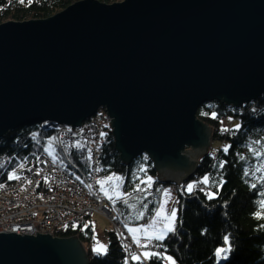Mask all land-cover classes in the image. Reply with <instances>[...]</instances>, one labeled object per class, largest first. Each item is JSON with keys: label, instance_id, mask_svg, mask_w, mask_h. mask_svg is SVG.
Segmentation results:
<instances>
[{"label": "water", "instance_id": "95a60500", "mask_svg": "<svg viewBox=\"0 0 264 264\" xmlns=\"http://www.w3.org/2000/svg\"><path fill=\"white\" fill-rule=\"evenodd\" d=\"M264 93V0H79L0 24V138L20 126L111 116L125 164L146 153L167 184L195 173L208 101ZM0 264H89L77 236L0 233Z\"/></svg>", "mask_w": 264, "mask_h": 264}, {"label": "trees", "instance_id": "16d2710c", "mask_svg": "<svg viewBox=\"0 0 264 264\" xmlns=\"http://www.w3.org/2000/svg\"><path fill=\"white\" fill-rule=\"evenodd\" d=\"M77 1L32 0L29 3V0H24V3H19L18 0H0V24L49 18ZM98 1L112 4L123 0ZM101 112L106 113V110ZM213 112L217 114L216 118L212 117ZM197 118L213 130L211 147L214 141L219 146L214 150L210 147L199 159L195 173L180 184H167L146 153L130 164L123 163L112 130L105 132L100 151L101 179L119 174L125 180L124 193H132L130 198L124 197L127 204L122 200L113 204L105 196L115 209V221L127 230L132 226L149 224L160 205L163 190L172 186L178 200L176 232L158 241L162 246L155 252L172 256L177 264H264V217L253 215L264 213V205L261 204L264 202V181L261 180L264 172L257 171L264 167V156L254 154V150L264 152V93L241 106L208 101L199 107ZM233 120L240 122L239 131L234 135L222 131L223 128L234 129V125H230ZM56 141V127L45 129L40 123L20 126L1 137L0 164L3 167H0V185L12 180L9 175L21 163L28 165L40 155L48 156L46 147L49 143L58 148L60 160L57 163L80 176L88 173L87 148L63 151ZM225 145L231 146L227 152L223 151ZM220 161H226L222 168L216 166ZM245 171L249 175L245 176ZM205 175L210 177L207 185L200 184L191 193L182 191L189 183L202 181ZM147 177H152L151 187L147 192H136V185L146 187L140 181ZM221 180L223 186L217 188L216 183ZM253 183L257 187L253 188ZM210 193L217 195L209 199ZM139 212L143 216L137 219ZM91 217L88 215L81 224L57 231L60 237L77 236L82 241L89 255V264H170L157 257L132 260V254L114 228L107 232V255H97L93 250L95 230ZM225 236L229 237L232 250L227 253V259H220L216 250L227 247ZM144 251L147 250L140 255Z\"/></svg>", "mask_w": 264, "mask_h": 264}, {"label": "built area", "instance_id": "2783aa9c", "mask_svg": "<svg viewBox=\"0 0 264 264\" xmlns=\"http://www.w3.org/2000/svg\"><path fill=\"white\" fill-rule=\"evenodd\" d=\"M111 119L107 113L99 112L79 128L63 124L54 126L59 149H91L88 174L80 176L53 163L47 155H40L23 169L18 167L15 172L21 179L0 185V233L10 229L18 235H37L38 232L60 236L57 231L81 224L88 215L99 214L110 219L130 254L160 250L154 246L158 245L155 240L147 249L138 247L129 231L115 221V209L100 190V151L105 132L111 130ZM46 124L41 123V126ZM77 142L82 147H77Z\"/></svg>", "mask_w": 264, "mask_h": 264}, {"label": "snow or ice", "instance_id": "6c2138e0", "mask_svg": "<svg viewBox=\"0 0 264 264\" xmlns=\"http://www.w3.org/2000/svg\"><path fill=\"white\" fill-rule=\"evenodd\" d=\"M18 2L24 3V0H18ZM31 2H32V0H29V3H31ZM216 116H217V114L215 112H213L212 117L216 118ZM240 127L241 126L239 124H237L234 126V129L223 128L222 131L229 132V133L234 135L236 131H239ZM33 135H37V134L34 133ZM101 135H103V133ZM53 139H55V138H53ZM76 146L82 147V145H80L79 142L76 143ZM230 147H231L230 145H225L223 148V151L227 152ZM46 151H48L49 155L52 156V162L53 163H57L60 160V157L52 150L51 144H49ZM88 151L90 154L89 159H91V149H89ZM254 154L258 155V156H264V152H256L255 150H254ZM241 158H243V157H241ZM225 163H226V161H220L218 163V165H216V166L219 168H222ZM0 167H3V164H0ZM19 167L21 169H23L25 167V165L23 163H21L19 165ZM143 170L144 169H141V171H143ZM257 171L264 172V167L257 169ZM244 175L245 176L249 175V172L245 171ZM9 179H21V177L15 171H13L9 175ZM77 179H79V177H77ZM121 179H122V177H119V176H108V177H106L105 180L98 181V183L101 185L100 190L102 192H104L107 199L112 201L113 204L117 203V201H119V200H122L123 203L127 204L128 200L124 199V197L127 196L130 198L132 196V193L120 192L119 191L120 185L118 183L109 184L108 187H104V185L110 181H113V180L119 181ZM137 179H139V178L137 177ZM261 180L264 181V177H261ZM151 181H152V177H147L146 180H141L140 183L145 184L146 187L141 188L138 184L135 186V191L136 192H147L148 189L151 187V183H150ZM209 181H210V177L208 175H205L203 177L202 181H194L192 183H189L186 186V188L182 189V191H187L188 193H191L194 190H196V188H198L200 184L207 185L209 183ZM29 183H31V181H29ZM223 183L224 182L222 180L217 182L216 183L217 188L222 187ZM88 187L91 188L92 185H88ZM252 187L255 188V187H257V185L255 183H253ZM109 189H111V194H110ZM201 190H203V189H201ZM164 195L170 196V192L168 190H165ZM215 195H217V193H210L209 199L213 198ZM262 195H264V193H262ZM261 204L264 205V202H261ZM253 215H255L257 217H264V213H260V212L254 213ZM142 216H143V213L139 212L137 214L136 218L139 219V218H142ZM156 217H158V218L162 217V219L159 220V223L162 225V227H157L156 224L153 223V224H150L147 226H141L139 228H129L128 229L129 232L133 233V240L138 247L147 249L148 246L151 245L154 240L155 241H163L164 239H166V237L168 236L169 233L174 234L176 232L174 222H175V219L177 218V209L173 208L171 210H166L165 206L162 205L161 208L157 210ZM136 233H141L144 237H146L147 242L142 244L140 238L135 235ZM224 240H225L227 247H221V248H218L216 250V256L220 259H227V253H229L232 250L231 249V243L229 241V237L225 236ZM154 246L160 247L162 245H154ZM107 247L108 246L106 244H101L99 247H96L93 250L97 253V255H107ZM127 247L128 246H126V248ZM152 257L166 259L168 262H170V264H177L176 260L172 256H168L166 254L162 255L160 252H155V251H151V250L144 251L142 253V255H137L136 253H133L131 256V259L134 261H143V260L151 259Z\"/></svg>", "mask_w": 264, "mask_h": 264}, {"label": "rangeland", "instance_id": "374dc122", "mask_svg": "<svg viewBox=\"0 0 264 264\" xmlns=\"http://www.w3.org/2000/svg\"><path fill=\"white\" fill-rule=\"evenodd\" d=\"M100 112H101V110H100ZM237 124L240 125V122L238 120H233V123L230 124V125H234L235 126ZM49 144H51V143H49ZM49 144L47 145L46 149L48 148ZM51 146H52V150L57 154V149L58 148L55 145H53V144H51ZM218 146H219L218 142L214 141L212 143V147L211 148L214 150ZM47 154H48V157L52 159V156L49 155L48 151H47ZM86 174H88V173H86ZM110 176L122 177L119 174H111ZM105 179L106 178H102L101 180H105ZM124 182H125V180L122 177V179L119 180V181L113 180V181H110V182L106 183L104 185V187H108L109 184L118 183L120 185L119 191L124 193V189H123ZM165 190H168L170 192V196H165L164 195ZM109 191H110V194H111V189H109ZM162 205L165 206L166 210H171L173 208L177 209V217H178V200H177V196H176V192H175V188L174 187L169 186V187H167V188H165L163 190V193H162V196H161V200H160V205H159L158 209H160ZM160 219H162V217H160V218L156 217V213H155V216L153 217L152 223L154 222L157 227H162V225L159 223ZM91 221L93 222V226H94V230H95L94 240H93L94 248L99 247L101 244H106L108 246L109 245V240H108L107 232L109 230H113V228H114V225L112 224L110 219L107 216H105V215L94 214L91 217ZM176 222H177V218L175 219L174 226L176 225ZM150 224L137 225V226H132V227H129V228H139L141 226H147V225H150ZM129 233H130L131 237H133V233H131V232H129ZM135 235L136 236L138 235L140 237H144L141 233H136ZM143 239H146V238L144 237ZM146 241H147V239L142 241L141 243H144Z\"/></svg>", "mask_w": 264, "mask_h": 264}, {"label": "crops", "instance_id": "0c3cea01", "mask_svg": "<svg viewBox=\"0 0 264 264\" xmlns=\"http://www.w3.org/2000/svg\"><path fill=\"white\" fill-rule=\"evenodd\" d=\"M168 189H169V188H168ZM150 223L153 224L154 222L152 223V221H151ZM150 223H149V224H150ZM137 236H138V235H137ZM138 237L140 238L141 242L147 239L146 237H145L146 239H143L144 237H140V236H138Z\"/></svg>", "mask_w": 264, "mask_h": 264}]
</instances>
